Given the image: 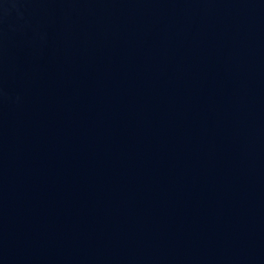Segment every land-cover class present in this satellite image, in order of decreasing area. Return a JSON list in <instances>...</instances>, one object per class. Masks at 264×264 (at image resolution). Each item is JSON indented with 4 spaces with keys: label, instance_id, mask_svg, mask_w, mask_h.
<instances>
[{
    "label": "water",
    "instance_id": "1",
    "mask_svg": "<svg viewBox=\"0 0 264 264\" xmlns=\"http://www.w3.org/2000/svg\"><path fill=\"white\" fill-rule=\"evenodd\" d=\"M0 264H264V0H0Z\"/></svg>",
    "mask_w": 264,
    "mask_h": 264
}]
</instances>
